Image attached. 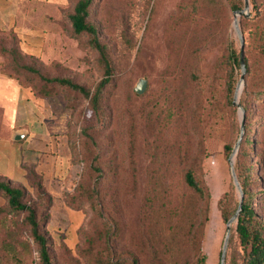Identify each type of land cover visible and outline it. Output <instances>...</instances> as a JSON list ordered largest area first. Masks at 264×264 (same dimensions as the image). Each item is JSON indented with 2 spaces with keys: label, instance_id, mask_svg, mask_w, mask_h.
<instances>
[{
  "label": "rangeland",
  "instance_id": "374dc122",
  "mask_svg": "<svg viewBox=\"0 0 264 264\" xmlns=\"http://www.w3.org/2000/svg\"><path fill=\"white\" fill-rule=\"evenodd\" d=\"M76 0H0V47L34 54L25 55L24 63L30 64L41 73L51 77H65L72 83L86 89L92 88L100 79L101 72L95 59L97 54L84 48L80 41L70 36V24L66 19ZM243 0H95L91 8L90 22L95 25L101 42L106 44L116 71V79L106 91L104 104L107 112V126L103 130L101 146L104 156L102 160L109 162L113 178L105 187L108 196H112L119 206L120 237L115 242L118 251L125 252L132 246V234L140 226V204L147 203L156 207L157 223L161 230L159 236L161 255L174 264L192 261L190 235L197 218L200 202L186 197L181 182V174L187 163L184 160L171 158L168 167V184L162 191H149L150 181L145 179L148 165L147 153L143 142L151 139L153 134L169 138L181 133L186 136L185 127L189 116L185 113V127H178L177 113L170 108L168 94L174 97L176 106L186 94L191 102L190 108L197 102L202 109V119L208 128L202 136L201 161L203 180L209 190L210 200L207 220L203 228L201 247L206 255V264H220V253L225 237V224L217 208V200L229 191L233 184L228 158L223 154V145L235 143L239 136L241 114L236 106H229L224 98V80L227 71L225 64L226 47L232 43L239 49V41L233 28L234 10L232 5H241ZM213 4V5H211ZM231 4V5H230ZM17 8L26 13L17 26L38 29L32 34H22L12 28H6L1 12H15ZM171 11L183 16L187 26H193L194 53L199 50L203 55V75L201 86L188 75L193 54L190 59L184 54L186 63L180 75L173 83L164 70L167 57L163 37V28ZM248 17L236 16L238 26L243 28L246 51L250 50V39L253 28L251 7ZM28 15V16H27ZM27 36V37H23ZM21 44V45H20ZM23 47V50L21 48ZM26 53V52H25ZM200 59V54H199ZM165 71V72H164ZM245 74V73H244ZM0 75H20L11 64V55L0 54ZM24 75V74H23ZM21 75L19 77L23 78ZM188 75V76H187ZM234 93L240 83L241 69L235 71ZM28 75H26L27 77ZM139 79L145 80V89L141 95L134 92ZM179 89H174L175 86ZM237 101L241 97V92ZM56 94L44 98L42 113L46 123L50 120V133L57 140L52 146L51 163L55 166L46 167L45 174L36 173L43 189L51 199L48 211V222L44 228L51 243L53 264H94L89 256L78 253L85 246V237L100 227L98 216L87 205L79 210L68 207L67 197L77 188L83 173L82 153L79 147L80 127L91 119L87 102L79 95L64 92L56 88ZM32 93V90H30ZM184 93V94H183ZM35 96V95H34ZM37 98V96H36ZM39 98V97H38ZM189 110V108H188ZM33 113L34 111L31 110ZM40 118V117H39ZM42 119V118H40ZM177 120V121H176ZM135 124L137 131V189L133 186L127 160V132L130 123ZM250 126L253 127L252 150L253 165L257 166L264 159V99L250 108ZM174 125L173 131L168 128ZM42 130V129H41ZM59 137L66 141L65 149L58 145ZM48 137L29 141L30 149L40 146ZM194 137H190L188 147L195 154L197 145ZM27 152V155H31ZM175 152H172V155ZM188 161L192 155H187ZM55 161H54V160ZM234 162V159H233ZM28 172H34L29 169ZM20 187L28 205H38L34 188L28 174L24 181L11 183ZM132 186V187H131ZM263 188H260L262 190ZM236 195L237 189L234 186ZM148 194L152 196L148 198ZM188 200V204H183ZM6 207V199L0 193V208ZM226 254L236 250L235 241H229L233 230L230 228ZM103 245L96 244V249ZM0 264H37L34 246L28 235V229L20 217L0 215ZM224 264H228L225 255Z\"/></svg>",
  "mask_w": 264,
  "mask_h": 264
},
{
  "label": "trees",
  "instance_id": "16d2710c",
  "mask_svg": "<svg viewBox=\"0 0 264 264\" xmlns=\"http://www.w3.org/2000/svg\"><path fill=\"white\" fill-rule=\"evenodd\" d=\"M95 0H76L71 12L66 15L70 24V36L79 40L84 48L90 49L97 54L95 62L101 72V79L90 89L72 83L65 77L47 76L34 66L24 63L27 53L19 51L16 47L6 49L0 47V54L11 55V64L20 72L23 78L17 76L8 77L14 79L22 88L32 90L35 97L47 98L56 94V88L72 95L79 94L86 102L91 113V119L85 121L80 127L79 147L82 153L83 173L79 184L73 194L67 197L69 208L79 210L87 205L98 216L100 227L94 229L85 237V246L78 251L80 255L89 256L94 264H174L161 255L159 236L161 230L157 223V209L151 204H140V226L136 233L132 234V246L125 252L118 251L115 242L120 237L119 206L112 196H108L105 189L113 178L109 169V162L102 160L104 156L101 146V136L107 126V112L104 104L106 91L116 79V71L109 55L106 44L101 42L97 35L95 25L90 22L91 8ZM253 14V28L250 39V50L246 51L243 28H240L244 37L243 62L245 67L244 86L239 99V105L244 112L243 133L234 155L233 169L240 186L243 198L241 208L233 223L229 248L235 241L236 250L227 256L228 264H264V159L260 165H253V127L250 126V108L264 99V0H248ZM213 5V4H211ZM231 5V4H230ZM244 5V4H243ZM234 10H241V5H232ZM183 16L177 11H171L167 16V22L163 28V37L166 47L167 62L164 70L175 84L186 60L184 54H193L194 60L189 63L190 77L198 86H201L203 75V55L199 50L194 53L193 26L189 27L183 22ZM246 21L245 17L243 18ZM200 54V59H199ZM226 74L224 80V98L226 103L233 107V92L235 71L240 68V47L235 49L232 43L226 47ZM164 71V72H165ZM26 75H28L26 77ZM187 75V76H188ZM176 84L178 85L177 81ZM174 85V89H179ZM202 88V86H201ZM175 106L174 97L168 94L170 108H174L178 117L174 128L170 124L168 128L173 131H181L185 127V113L189 116V122L185 127L186 136L178 134L169 138H162L159 134H153L151 139L143 142L147 153L148 165L145 179L150 181L149 191H162V187L168 184L170 159L186 160L181 174V182L185 196L200 202L197 208V218L190 235V249L192 261L184 264H206V255L203 253L201 242L203 228L207 220V212L210 200L209 190L203 180L201 161L204 157L202 151V136L205 134L208 124L202 119V109L195 102L190 108L191 102L184 94ZM189 108V110H188ZM240 136V129H239ZM238 136V138H239ZM190 137L195 138L197 152L193 154L188 147ZM127 160L130 181L133 191L137 189L138 172L136 161L137 131L135 124L130 123L127 132ZM237 138V140H238ZM235 143H225L223 154L229 157ZM172 152L175 154L172 155ZM187 155H192L188 161ZM31 186L34 188L35 199L38 205H28L23 190L10 181L0 177V193L6 199V207L0 208V215L6 214L12 217H20L28 229V235L34 246L37 264H53L51 258V243L44 228L48 222V211L51 199L43 189L39 180H36V172H28ZM131 186V187H132ZM260 188H263L260 190ZM148 198L152 196L148 194ZM183 204H188L185 200ZM239 196L231 184L229 191L223 193L217 200V208L223 223H226L237 211ZM231 228V227H230ZM231 230V229H230ZM102 241L96 249V244Z\"/></svg>",
  "mask_w": 264,
  "mask_h": 264
},
{
  "label": "crops",
  "instance_id": "0c3cea01",
  "mask_svg": "<svg viewBox=\"0 0 264 264\" xmlns=\"http://www.w3.org/2000/svg\"><path fill=\"white\" fill-rule=\"evenodd\" d=\"M17 1L20 2V0ZM14 11L4 10L1 12L3 14L2 21L6 22V28H12L22 34L39 33L38 29L33 26H17L16 20L21 21V17L26 12L20 8ZM21 48L23 49L22 46ZM25 52L34 54L33 50ZM44 101V98H36L29 89L22 88L14 79L0 75V177L11 183L23 182L29 169H33L37 174L43 176L46 167L55 166V162L51 163L50 153L57 140L53 136L50 141L52 135L45 132V128L50 129V120L47 123L44 121L45 114L41 110ZM31 110L34 112L32 113ZM15 131H24V137L18 141L11 140V135ZM46 137L49 139L42 145L34 146L33 149L29 148L31 145L28 144L29 141L34 142L39 138ZM61 144L65 149L66 141L63 137H59L58 145L61 146ZM27 152L32 154L28 156Z\"/></svg>",
  "mask_w": 264,
  "mask_h": 264
},
{
  "label": "water",
  "instance_id": "95a60500",
  "mask_svg": "<svg viewBox=\"0 0 264 264\" xmlns=\"http://www.w3.org/2000/svg\"><path fill=\"white\" fill-rule=\"evenodd\" d=\"M243 4H244L243 8L241 10H239V11L234 12V14H233L234 15L233 28H234V31H235V33L237 35V38H238V41H239V47H240L241 76H240V83H239V85L236 88L232 103H233L234 106H236L239 109L240 114H241L240 136H239L236 144L234 145V148H233V151H232L231 155L228 158V163H229V166H230V174H231V177H232V181H233V184H234L235 188L238 191L239 204H238L237 211L232 215V217L225 224V237H224V241H223L222 248H221V253H220V261H219L220 264H224L225 255H226V249H227L228 240H229V234H230V227L236 220V217H237V215L239 213V210L241 208V201H242V198H243L240 186L238 184V181L236 179V176H235V173H234V169H233V158H234V155H235V153H236V151L238 149V146H239V143H240V140H241V136H242V133H243V126H244L243 125L244 112H243L241 106L239 105V103L237 101V97H238V95L240 93V90H241V87H242V84H243V75L245 73V67H244V62H243L244 37L242 35V32H241V30H240V28L238 26V22H237V19H236V16H244V17H248L249 16V14H248V9H249L248 0H243ZM144 89H145V80L144 79H139L133 90H134V92L136 94L141 95L144 92ZM24 135H25L24 131H15L11 135V140L18 141V140L22 139L24 137Z\"/></svg>",
  "mask_w": 264,
  "mask_h": 264
}]
</instances>
